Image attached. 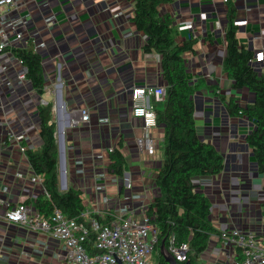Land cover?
<instances>
[{
	"label": "crops",
	"instance_id": "obj_1",
	"mask_svg": "<svg viewBox=\"0 0 264 264\" xmlns=\"http://www.w3.org/2000/svg\"><path fill=\"white\" fill-rule=\"evenodd\" d=\"M16 1L15 14L31 19L25 40L45 45L38 54L46 92L40 97L30 83L19 85L18 74L25 73L24 68L0 72V264H63L57 255L59 243L5 220L7 210L32 206L45 195L22 153V148L37 151L42 146L39 107L53 105L60 190L81 192L86 209L103 214L99 215L103 222L107 223V214L123 208L141 219L160 194L156 179L164 165L160 144L165 130L160 126L152 132L160 151L156 160H150L137 145L144 124L133 116L132 95L134 88L153 91L167 84L162 57L145 52L147 37L135 25L134 2ZM32 3L36 10L31 14ZM231 8L238 40L254 53V68L264 72V0H174L160 9L174 18L179 43L196 40L185 59L190 79L200 86L194 99L197 131L224 156L226 166L221 175L195 184L210 199L211 220L220 234L250 226L262 231L264 225V176L247 142L254 125L228 111L229 100L244 107L252 99L248 92L234 90L223 68ZM84 109L90 111V124L74 128L73 121ZM111 150H120L125 158L122 177L109 171ZM70 175L77 176L72 185ZM101 193L110 204L102 202ZM9 232L17 238L10 239Z\"/></svg>",
	"mask_w": 264,
	"mask_h": 264
},
{
	"label": "trees",
	"instance_id": "obj_2",
	"mask_svg": "<svg viewBox=\"0 0 264 264\" xmlns=\"http://www.w3.org/2000/svg\"><path fill=\"white\" fill-rule=\"evenodd\" d=\"M130 1L135 4V25L147 37L145 52L162 57L163 79L167 84L165 101L155 105L158 123L165 130L164 165L156 180L160 194L147 212L159 232L156 248L159 263L167 264L161 248L166 242L168 250L171 238L175 237L178 244L190 247L187 263L202 264V254L209 248L212 237L220 233L211 220L212 203L195 181L221 175L226 160L214 145L198 135L194 99L200 86L190 79L185 59V55L193 51L196 40L179 43L174 18L161 13V7L174 0ZM227 17L224 72L233 82L234 90L248 92L252 97L244 107L235 99L229 100L228 111L231 116L244 117L254 125L247 142L258 171L264 176V72L254 68V53L238 40L235 9L231 8ZM14 55L23 63L33 89L43 97L46 77L42 57L32 44L15 50ZM38 116L42 146L37 151H27L26 155L32 171L43 178L47 195L41 196L33 206L46 218H51L57 208L68 218L79 219L86 210L82 193L73 189L60 190L53 105L40 106ZM125 170L123 154L120 150L114 151L110 155V173L122 177ZM262 214L264 217V204ZM110 221L108 218L107 223ZM88 247L93 250L91 243Z\"/></svg>",
	"mask_w": 264,
	"mask_h": 264
},
{
	"label": "built area",
	"instance_id": "obj_3",
	"mask_svg": "<svg viewBox=\"0 0 264 264\" xmlns=\"http://www.w3.org/2000/svg\"><path fill=\"white\" fill-rule=\"evenodd\" d=\"M228 1L224 0L225 3ZM34 2L36 3V0ZM16 11H19L16 0H0V72L5 74L16 73L24 68L23 63L14 55L15 50L27 48L33 43L35 52H38L45 46L37 45L33 40H25L26 34L21 28L27 29L28 18L20 15L13 17ZM26 73L27 71L18 74L19 85L29 83ZM166 95L167 87L153 91L142 88L133 90V116L142 120L144 124V135L137 140V145L150 160H156L160 151L158 141L152 135V132L160 127L155 105L163 103ZM152 99L155 101L154 105ZM90 122V111L84 109L72 125L78 128ZM104 123L109 124V120ZM26 152V149L22 148V153ZM110 153H114V150ZM36 177L43 186V178ZM85 198L82 194L84 204ZM104 201L111 203L107 197ZM1 204L8 203L1 201ZM129 209L123 208L113 216L107 214L105 218H110L111 221L105 224L99 216L103 214H94L88 209L79 219H70L57 208L51 218H46L33 205L21 204L7 210L5 220L10 225L45 235L48 240L59 243L60 251L57 255L63 258V264H117L115 258L121 261V264H154L159 232L147 215L149 209L141 219L131 217L132 211ZM261 234L262 236L247 234L238 229L221 232L219 236L214 237H217L218 243L228 250L224 252V249H217V253L213 252L217 257L216 262L208 264H264V231ZM90 243L93 250H89ZM168 252L179 264H185L188 261L190 247L178 244L176 238L172 237ZM221 257H224L225 262L219 259Z\"/></svg>",
	"mask_w": 264,
	"mask_h": 264
},
{
	"label": "rangeland",
	"instance_id": "obj_4",
	"mask_svg": "<svg viewBox=\"0 0 264 264\" xmlns=\"http://www.w3.org/2000/svg\"><path fill=\"white\" fill-rule=\"evenodd\" d=\"M35 3H32V4H30V5H34ZM35 7L33 6V8L32 9H30V12H31V14L33 13V12H35ZM19 16V14H15V15H13V17H18ZM28 19H27V21H28V24H29V22H30V17H27ZM28 24H27V29H24V28H21L22 29V31L26 34V38H28V37H30L29 36V30H28ZM132 104H133V102H132ZM165 135V134H164ZM163 145L164 144H160V146H161V148L163 149ZM77 178V176L76 177H72L71 175L70 176H68V182L69 183H71V185H72V183L74 182V180ZM59 182H60V170H59ZM100 190H102V188L100 189ZM102 194V202L104 201V193H101ZM246 219L248 218V217H245ZM264 219V218H263ZM239 230L240 231H242L243 233H253V234H256L257 236H262V231H264V225H263V230L261 231V228H259V227H255V226H250V229L249 230H244V228L243 229H241V228H239ZM25 231H27V230H25ZM30 233H32V232H30ZM21 236V235H20ZM9 237H10V239H16L17 238V234H13V233H11V232H9ZM218 239H217V237H213L212 238V240H211V242H210V245H209V248L202 254V256H201V259H202V264H208V262H216V260H217V257L216 256H214V254H213V252H216L217 253V249L218 250H220V249H224V252H227V248H225V247H223L222 246V244L221 243H218ZM221 261H223V262H225V259H224V257H221V258H219ZM159 260H160V256H159V254L156 252L155 253V256H154V258H153V263L154 264H160L159 263Z\"/></svg>",
	"mask_w": 264,
	"mask_h": 264
},
{
	"label": "water",
	"instance_id": "obj_5",
	"mask_svg": "<svg viewBox=\"0 0 264 264\" xmlns=\"http://www.w3.org/2000/svg\"><path fill=\"white\" fill-rule=\"evenodd\" d=\"M161 252H162V255L164 256L165 258V261L167 264H179L175 258L168 252V250L166 249V242L163 243L162 245V248H161ZM116 260V263L117 264H121V261H117V259L115 258ZM187 264H191V263H187Z\"/></svg>",
	"mask_w": 264,
	"mask_h": 264
}]
</instances>
